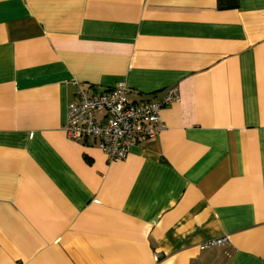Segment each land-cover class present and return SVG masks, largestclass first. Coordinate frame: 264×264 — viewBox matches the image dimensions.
I'll return each mask as SVG.
<instances>
[{"label":"crops","instance_id":"0c3cea01","mask_svg":"<svg viewBox=\"0 0 264 264\" xmlns=\"http://www.w3.org/2000/svg\"><path fill=\"white\" fill-rule=\"evenodd\" d=\"M119 83L180 97L108 161L61 126ZM0 264H264V0H0Z\"/></svg>","mask_w":264,"mask_h":264},{"label":"built area","instance_id":"2783aa9c","mask_svg":"<svg viewBox=\"0 0 264 264\" xmlns=\"http://www.w3.org/2000/svg\"><path fill=\"white\" fill-rule=\"evenodd\" d=\"M127 93L124 83L107 89L78 85L67 105L62 130L70 139L94 138L108 161L124 159L132 146L154 138L165 128L160 110L180 97L177 85L166 88L159 97L139 101H130ZM227 240V236L210 239L201 247Z\"/></svg>","mask_w":264,"mask_h":264}]
</instances>
